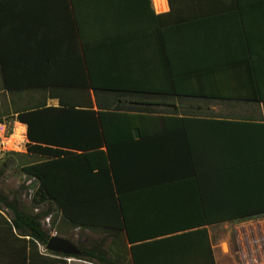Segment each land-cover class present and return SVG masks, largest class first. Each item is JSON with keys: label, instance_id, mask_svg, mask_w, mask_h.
<instances>
[{"label": "crops", "instance_id": "1", "mask_svg": "<svg viewBox=\"0 0 264 264\" xmlns=\"http://www.w3.org/2000/svg\"><path fill=\"white\" fill-rule=\"evenodd\" d=\"M125 2L0 0V154L64 158L28 152L38 145L95 164L106 154L127 217V230L81 228L54 208L50 237L99 251L79 260L31 243L0 206V264H235L226 226L264 214V0H149L148 14ZM35 111L53 143L28 141L17 117ZM202 174L224 181L227 212L258 216L201 224L190 215L217 207L196 191L146 188ZM195 231L205 234L178 237Z\"/></svg>", "mask_w": 264, "mask_h": 264}, {"label": "trees", "instance_id": "2", "mask_svg": "<svg viewBox=\"0 0 264 264\" xmlns=\"http://www.w3.org/2000/svg\"><path fill=\"white\" fill-rule=\"evenodd\" d=\"M122 1H128L124 3L127 4L125 10V5L122 6L123 11L133 12L135 7L129 4L132 0ZM141 4H145L147 14L150 13L149 0H143V3L142 0H136V7H139ZM142 13L145 14L144 11ZM152 16L154 19H157L154 13ZM76 39H78V36ZM79 40H82V38L80 37ZM41 113V111L22 113L18 115L17 120L27 126V139L30 143L47 145L53 142L43 138V135L39 133L40 123L43 121L42 117L44 115ZM61 144L64 145L65 143ZM65 146L70 148L74 147V145L70 144ZM28 152L53 157H64L59 160L38 158L35 162H27L21 167L23 176L35 180L32 189V205L40 207L47 204L49 209L45 212L34 214L25 207H21L17 200L8 201L7 198L0 194V206L9 209L11 212L13 228L25 237H28L31 243L36 242L41 246H46L50 236L43 229L41 220L50 214V209L52 208L59 210L63 218L72 226L91 229L96 227L113 228L118 231L127 230V217L124 207L121 201L118 203V200L115 198V194L119 193L120 190L119 183L115 179V167L107 163L106 154L98 153L104 160L102 163L95 164L91 162L90 156H76L62 151H51L49 149H42L38 145L30 146ZM8 161L7 158L4 159L2 166L7 167ZM71 170L86 175L87 180L70 183L69 181L56 178L58 173L63 174ZM93 172L97 173L94 174ZM88 175L90 178H88ZM218 177L202 174L198 176V179L191 182L183 181L180 183L176 180L168 182L154 181L152 184L146 183V188L149 187L153 190L183 189L196 191L199 193V204L201 207H211V204L217 207V212L208 213L207 207L205 212L201 214L190 215L194 217V221L200 220L199 223L201 224L221 223L258 216L256 213L227 212L226 210L230 208L229 206H225V204H231L233 199L230 200L227 198L224 191V188H226L225 183L224 181L218 180ZM260 184L261 188H264V182ZM247 186L255 188V182H249ZM137 187L145 188V185H137ZM249 200L255 202V199ZM258 200L259 204H261L259 209L264 210V197ZM204 234V231H195L179 235L178 237L181 239H191L197 236L201 237ZM77 249L80 252V256L77 257L79 260H86V258L93 257V254L99 253L97 249L90 251L81 248Z\"/></svg>", "mask_w": 264, "mask_h": 264}, {"label": "rangeland", "instance_id": "3", "mask_svg": "<svg viewBox=\"0 0 264 264\" xmlns=\"http://www.w3.org/2000/svg\"><path fill=\"white\" fill-rule=\"evenodd\" d=\"M15 139V138H14ZM9 145H12V142H8ZM11 149H14L11 146H8ZM16 153V152H12ZM19 155H1L0 154V194L3 197L7 198L8 201H15L17 200L21 207H25L28 211H32V213L40 214L48 210V205L44 204L42 206H33L32 205V189H33V180L28 179L27 177L23 176L21 173V167L27 163L31 162L32 159L30 157L23 156L25 153H16ZM8 159L7 167H3L2 163L4 159ZM51 218L49 219L52 221L53 217H55L54 208L50 209ZM10 211L8 210L7 215L10 216ZM51 221L48 223L45 219L41 220L43 223V229L48 232L51 227ZM236 251L233 250L234 257ZM235 264H240L237 259L235 258Z\"/></svg>", "mask_w": 264, "mask_h": 264}, {"label": "built area", "instance_id": "4", "mask_svg": "<svg viewBox=\"0 0 264 264\" xmlns=\"http://www.w3.org/2000/svg\"><path fill=\"white\" fill-rule=\"evenodd\" d=\"M234 236L240 264H264V214L226 226Z\"/></svg>", "mask_w": 264, "mask_h": 264}, {"label": "water", "instance_id": "5", "mask_svg": "<svg viewBox=\"0 0 264 264\" xmlns=\"http://www.w3.org/2000/svg\"><path fill=\"white\" fill-rule=\"evenodd\" d=\"M45 250L53 253H61L70 256L80 255L79 250L74 247L70 242L55 236L50 237L45 246Z\"/></svg>", "mask_w": 264, "mask_h": 264}]
</instances>
